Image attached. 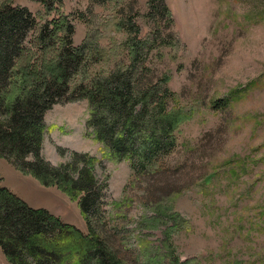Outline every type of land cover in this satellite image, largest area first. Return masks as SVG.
<instances>
[{
	"label": "rangeland",
	"instance_id": "374dc122",
	"mask_svg": "<svg viewBox=\"0 0 264 264\" xmlns=\"http://www.w3.org/2000/svg\"><path fill=\"white\" fill-rule=\"evenodd\" d=\"M48 1L0 0V8L27 7L38 23L34 33L46 20L71 21L74 45L85 44L92 60L78 81L129 63L122 21L132 37L157 36L154 49L142 52L152 69L146 82L154 86L169 76L165 110L180 118L175 144L157 158L165 171L153 177L136 178L131 160L117 158L98 139L88 126L87 99L45 113L43 157L54 166L73 152L99 160L104 214L132 263L137 252L142 260L168 250L187 264H264V0H155V10L152 0ZM0 173L32 206L88 231L81 193L46 186L1 154ZM173 213L181 216L167 238L166 215Z\"/></svg>",
	"mask_w": 264,
	"mask_h": 264
},
{
	"label": "trees",
	"instance_id": "16d2710c",
	"mask_svg": "<svg viewBox=\"0 0 264 264\" xmlns=\"http://www.w3.org/2000/svg\"><path fill=\"white\" fill-rule=\"evenodd\" d=\"M151 5L154 10L158 7L155 0ZM163 10L172 21L169 8L164 5ZM58 21L46 20L34 33L38 23L27 7L9 3L0 8V154L46 186L57 185L72 195L81 193L79 206L88 231L47 208L30 205L3 183L0 174V247L12 264H187L168 250L142 260V253L137 252L132 263L115 244L116 227L104 214L105 183L95 173L99 160L73 152L70 161L54 166L42 155L45 113L54 104L87 99L91 108L88 126L111 154L131 160L136 178L165 171L157 158L175 144L173 131L180 116L165 110V101L172 95L166 85L169 76L164 74L154 86L146 82L152 69L142 52L154 49L150 43L157 36L132 37L130 24L122 21L120 26L129 32L122 44L129 63L119 64L107 75L78 81L92 60L85 44L74 45L73 23ZM164 179L157 178L158 182ZM153 185L155 181L148 193ZM166 216L172 220L166 227L168 238L181 215Z\"/></svg>",
	"mask_w": 264,
	"mask_h": 264
},
{
	"label": "crops",
	"instance_id": "0c3cea01",
	"mask_svg": "<svg viewBox=\"0 0 264 264\" xmlns=\"http://www.w3.org/2000/svg\"><path fill=\"white\" fill-rule=\"evenodd\" d=\"M3 176V175H2ZM4 181L6 182V177L4 178ZM8 187H10L11 189L15 190V187L12 184L7 183ZM21 190V187H20ZM19 195H20V191H16ZM22 197V196H21ZM30 203V202H29ZM0 264H12L11 262L8 261L6 255L4 254L2 248L0 247Z\"/></svg>",
	"mask_w": 264,
	"mask_h": 264
}]
</instances>
